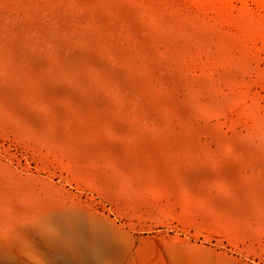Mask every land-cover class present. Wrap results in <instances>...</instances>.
Listing matches in <instances>:
<instances>
[{
	"label": "bare ground",
	"instance_id": "1",
	"mask_svg": "<svg viewBox=\"0 0 264 264\" xmlns=\"http://www.w3.org/2000/svg\"><path fill=\"white\" fill-rule=\"evenodd\" d=\"M128 1L0 0V137L88 167L106 194L264 227V113L241 96L240 54ZM4 143L7 226L24 180Z\"/></svg>",
	"mask_w": 264,
	"mask_h": 264
},
{
	"label": "rangeland",
	"instance_id": "2",
	"mask_svg": "<svg viewBox=\"0 0 264 264\" xmlns=\"http://www.w3.org/2000/svg\"><path fill=\"white\" fill-rule=\"evenodd\" d=\"M135 1L152 14L219 33L225 49L243 60L241 96L256 99L264 113V0ZM0 142L24 180L16 208L3 213L0 264H264L263 226H221L199 207L189 212L180 202L172 209L106 194L88 167L18 138Z\"/></svg>",
	"mask_w": 264,
	"mask_h": 264
}]
</instances>
